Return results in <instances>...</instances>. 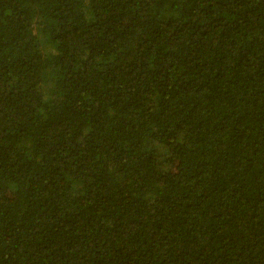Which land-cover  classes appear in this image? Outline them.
Returning <instances> with one entry per match:
<instances>
[{
  "label": "trees",
  "instance_id": "16d2710c",
  "mask_svg": "<svg viewBox=\"0 0 264 264\" xmlns=\"http://www.w3.org/2000/svg\"><path fill=\"white\" fill-rule=\"evenodd\" d=\"M0 264H264V0H0Z\"/></svg>",
  "mask_w": 264,
  "mask_h": 264
}]
</instances>
